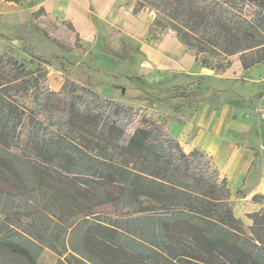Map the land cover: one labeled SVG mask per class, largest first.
Segmentation results:
<instances>
[{
	"label": "trees",
	"instance_id": "16d2710c",
	"mask_svg": "<svg viewBox=\"0 0 264 264\" xmlns=\"http://www.w3.org/2000/svg\"><path fill=\"white\" fill-rule=\"evenodd\" d=\"M131 1L134 14L154 13L150 42L173 32L197 65L222 71L233 55L244 71L264 64V0ZM42 15L43 8L32 12L31 26L57 46L37 25ZM59 22L82 47L73 26ZM108 40L96 41L112 49L102 56L120 64L124 57ZM44 77L45 71L27 70L8 51L0 53V173L23 190L22 211L11 214L28 218L42 206L44 218L56 216L64 233L70 228L63 247L82 264H264V209L248 216L252 225L245 234L232 215L226 179L205 152L185 153L162 125L152 133V124L135 125L132 107L89 84L64 74L54 92ZM13 200L0 192V204ZM106 203L115 218L93 215V207ZM15 229L0 237V254L37 264L48 228L37 234Z\"/></svg>",
	"mask_w": 264,
	"mask_h": 264
},
{
	"label": "rangeland",
	"instance_id": "374dc122",
	"mask_svg": "<svg viewBox=\"0 0 264 264\" xmlns=\"http://www.w3.org/2000/svg\"><path fill=\"white\" fill-rule=\"evenodd\" d=\"M120 1L122 6L134 5L131 0ZM28 25L30 29L24 31L23 37L16 36L13 40L0 35V53L8 51L27 70L45 71L44 82L51 91H59L63 75L67 74L116 103L132 107L135 125L152 124L151 133L162 125L170 137L178 140L185 153L192 148L205 152L217 166L219 176L226 179L232 215L242 221L243 232L248 234L252 225L248 216L264 207V198L261 204L251 202L254 194L264 196V64L244 71L238 56L233 55L229 58V67L222 71L193 63L187 73L176 72L169 64L178 63L183 54L194 58V53L183 46L182 53L173 49L175 40L170 38L175 37V33L171 36L172 32L166 31L161 40L152 43L147 38V30L138 42L114 28L103 38L109 39L108 45L124 58L120 64L112 66L102 56L106 49L112 50L109 46L93 42L80 47L75 33L48 15L39 16L37 25L57 42V46L38 34L31 23ZM211 36L216 42L218 35ZM159 57L170 63L164 67L158 63ZM126 75L127 80L124 79ZM175 92L182 97H176ZM10 178L5 171L0 173L3 199H14L0 204V237L18 231L15 227L33 234L48 228L43 235L46 244L37 256V264H82L63 247V243L67 244L70 228L64 233L65 227H56V216L50 214L49 220L44 218L42 206H34L30 218L11 214L22 211L18 196L23 190ZM92 212L93 215L116 217L110 203L95 206ZM82 218L79 214L75 220ZM0 264L17 263L0 254ZM144 264L150 262L146 260Z\"/></svg>",
	"mask_w": 264,
	"mask_h": 264
},
{
	"label": "crops",
	"instance_id": "0c3cea01",
	"mask_svg": "<svg viewBox=\"0 0 264 264\" xmlns=\"http://www.w3.org/2000/svg\"><path fill=\"white\" fill-rule=\"evenodd\" d=\"M25 5L19 6L15 3L0 0V35L14 40L16 36L23 37L24 31L30 29L28 23L32 12L43 8L44 12L55 21H67L84 43H93L103 38L107 31L118 29L140 42L146 34L154 14L148 10L133 13V4L120 5V0H24ZM112 31V30H111ZM173 32L171 33L172 36ZM172 42L173 49L183 52L182 45L176 37ZM177 42V43H175ZM164 57H159L158 63L166 67ZM194 58L189 54H183L178 63L169 64L174 66L177 72L187 73L192 67ZM54 92H58L57 90ZM194 149V148H192ZM191 149V150H192ZM189 153V152H188ZM210 157V156H209ZM211 158V157H210ZM217 167V166H216ZM262 197V194H254ZM253 195V196H254ZM252 196V197H253ZM251 197V199H252ZM264 209V207L262 208Z\"/></svg>",
	"mask_w": 264,
	"mask_h": 264
}]
</instances>
